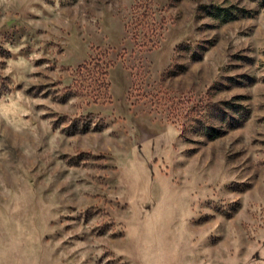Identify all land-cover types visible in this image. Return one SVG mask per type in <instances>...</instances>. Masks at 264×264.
<instances>
[{
    "label": "rangeland",
    "instance_id": "1",
    "mask_svg": "<svg viewBox=\"0 0 264 264\" xmlns=\"http://www.w3.org/2000/svg\"><path fill=\"white\" fill-rule=\"evenodd\" d=\"M0 264H264V0H0Z\"/></svg>",
    "mask_w": 264,
    "mask_h": 264
}]
</instances>
